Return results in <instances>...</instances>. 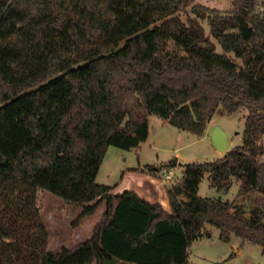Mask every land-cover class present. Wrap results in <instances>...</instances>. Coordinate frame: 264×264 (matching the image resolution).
Masks as SVG:
<instances>
[{"label": "trees", "instance_id": "trees-1", "mask_svg": "<svg viewBox=\"0 0 264 264\" xmlns=\"http://www.w3.org/2000/svg\"><path fill=\"white\" fill-rule=\"evenodd\" d=\"M260 6L0 0V264H191L189 248L207 224L226 242L237 236L264 248ZM220 107L248 110L242 143L224 156L186 163L171 186L158 167L128 168L113 185L96 181L109 146L130 150L148 139L151 114L202 136ZM206 174L223 192L239 181L244 203L200 195ZM41 189L81 207L76 222L106 201L93 236L49 249Z\"/></svg>", "mask_w": 264, "mask_h": 264}, {"label": "rangeland", "instance_id": "rangeland-1", "mask_svg": "<svg viewBox=\"0 0 264 264\" xmlns=\"http://www.w3.org/2000/svg\"><path fill=\"white\" fill-rule=\"evenodd\" d=\"M196 2L211 8H219L222 11L232 9V0H196ZM192 6L193 4H190L180 11L185 20H187L186 12L194 15ZM200 21L206 34L215 40L210 33L208 19H200ZM160 22L158 21V23ZM217 49L223 51L219 44H217ZM247 114L246 107H242L232 114H228L220 107L202 136L180 129L158 115L151 114L150 137L142 145L139 154L135 150H127L114 145L109 146L96 181L101 184L113 185L121 180L127 167L138 166L139 163L148 171H154L149 165L158 167L159 170H155V172L161 175V170L166 167L165 165L177 158L178 162L173 166L176 177L168 184L165 183L167 186H171L179 182L186 163L214 160L241 144ZM216 129H223L229 134L231 144L227 150L220 149L215 145L213 136ZM261 142L264 144V135ZM260 159L264 161V155L260 156ZM239 191V181L234 182L229 192L219 191L211 185L209 175L206 174L200 184L199 194L204 197L234 200L237 204H242L244 199ZM254 196L255 192L245 201L248 211L256 204L252 199ZM39 204L49 231L48 248L55 251L64 246L73 247L92 237L94 227L102 218V211L99 210L76 222L82 208L67 203L61 197L45 189L39 191ZM101 208L103 210L105 207ZM189 259L191 264H264V248L249 241L243 242L237 236H234L230 242H226L220 238L219 228L207 224L203 236L191 244Z\"/></svg>", "mask_w": 264, "mask_h": 264}, {"label": "crops", "instance_id": "crops-1", "mask_svg": "<svg viewBox=\"0 0 264 264\" xmlns=\"http://www.w3.org/2000/svg\"><path fill=\"white\" fill-rule=\"evenodd\" d=\"M228 134V133H227ZM150 135V134H149ZM150 137V136H149ZM149 137H148V139H149ZM228 138H229V142H230V144H231V141H230V136H229V134H228ZM148 139L146 140V141H144V142H142L141 144H140V146H138V147H136V148H132L131 150H135L138 154H139V151H140V149L142 148V145L144 144V143H146L147 141H148ZM171 162H168L165 166L167 167V166H169L168 164H170ZM149 166H151V168L152 169H156L157 167L156 166H152V165H149ZM128 168H140V169H147V168H145V167H142V165H141V163H139V165L137 166V165H133V166H130V167H127V169ZM165 183V182H164ZM166 184H168V183H166ZM216 188V187H215ZM231 189V188H230ZM220 191V190H219ZM229 192V191H228ZM224 193H227V192H224ZM179 198L181 199V200H184V201H187L188 200V197H186V196H184V195H179ZM106 201H104V202H102V204L98 207V209H97V211H102L101 213H102V216H103V213L105 212V210H106ZM101 207H105V208H103V210H101L102 208ZM100 221V220H99ZM98 221V222H99ZM97 222V223H98ZM91 238V237H90ZM94 263H96L97 264V262L95 261V262H93L92 264H94ZM108 264H135V263H132V262H128V261H124V260H120V259H117V260H112V261H109L108 262Z\"/></svg>", "mask_w": 264, "mask_h": 264}, {"label": "water", "instance_id": "water-1", "mask_svg": "<svg viewBox=\"0 0 264 264\" xmlns=\"http://www.w3.org/2000/svg\"><path fill=\"white\" fill-rule=\"evenodd\" d=\"M213 141L218 148L223 150H227L230 145L228 134L223 129H216L215 134L213 136ZM177 162L178 159L176 158L173 162L168 165L173 167L177 164Z\"/></svg>", "mask_w": 264, "mask_h": 264}, {"label": "built area", "instance_id": "built-area-1", "mask_svg": "<svg viewBox=\"0 0 264 264\" xmlns=\"http://www.w3.org/2000/svg\"><path fill=\"white\" fill-rule=\"evenodd\" d=\"M260 9L264 10V7L261 6ZM160 176L162 177L163 182H165V183L171 182V180L176 177V175L174 173V169L171 166L164 167L161 170V175Z\"/></svg>", "mask_w": 264, "mask_h": 264}]
</instances>
